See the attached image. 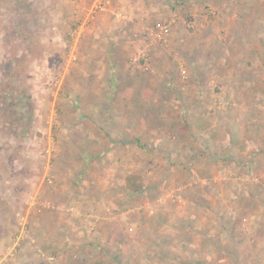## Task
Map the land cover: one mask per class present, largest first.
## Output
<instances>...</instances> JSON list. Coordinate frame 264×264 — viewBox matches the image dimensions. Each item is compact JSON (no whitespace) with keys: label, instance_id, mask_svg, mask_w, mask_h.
Returning <instances> with one entry per match:
<instances>
[{"label":"rangeland","instance_id":"rangeland-1","mask_svg":"<svg viewBox=\"0 0 264 264\" xmlns=\"http://www.w3.org/2000/svg\"><path fill=\"white\" fill-rule=\"evenodd\" d=\"M140 71L162 104L114 143ZM0 188L42 264H264V0H0Z\"/></svg>","mask_w":264,"mask_h":264},{"label":"crops","instance_id":"crops-1","mask_svg":"<svg viewBox=\"0 0 264 264\" xmlns=\"http://www.w3.org/2000/svg\"><path fill=\"white\" fill-rule=\"evenodd\" d=\"M206 2V0H205ZM181 3V2H180ZM208 3H206L207 5ZM144 8L142 10V12L140 13L142 16L144 15H152L151 13H157L159 11L160 13V9L159 8H153L152 4H147L144 3ZM128 8H132V5H128ZM128 11V16L126 14V18L127 20H130L131 17L134 15L133 13L131 14V10H127ZM130 18V19H129ZM133 19V18H132ZM134 21V20H133ZM158 23H164V22H158ZM157 26V24H156ZM94 31H100L99 29V25L94 24L93 26ZM157 32L156 34L153 32ZM170 34V33H169ZM167 34H161V32L159 31V28L155 27L154 30H152L150 36L152 37L153 42H161L162 44L167 43V36L169 35ZM157 37V38H154ZM150 38V37H149ZM151 39V38H150ZM159 40V41H158ZM150 42V43H153ZM142 45V44H141ZM144 45V44H143ZM142 45V46H143ZM153 46V44H152ZM130 47V46H129ZM128 47V48H129ZM148 50V48H144V51ZM86 52V51H85ZM88 56L87 58L90 60V62H94V63H103V62H113L114 57L113 54H104V57L100 56V54H96V55H91L90 56V51L88 50ZM86 58V56H85ZM103 58V59H102ZM147 62V60H146ZM147 65L146 63H144V66ZM143 66V67H144ZM141 72V71H140ZM145 77V78H144ZM150 77V76H148ZM147 77L146 83L148 82L149 78ZM133 79V78H132ZM136 79V78H135ZM146 79V76L144 74V72L142 71L140 73V77H137V82L135 86H130L127 90V92L125 93L126 95L129 96V99L122 98L120 99L121 103V107L125 110L123 115L120 116V120L119 122L116 120H110V124L111 126H114L115 129L118 128V130L113 131L114 133L112 134L111 140L112 142H118L121 143L122 142H135V144H138V142L141 141L140 137L141 136H145L146 135V126H150L148 125L144 119H143V111L145 110V105H146V101H149L145 95L149 94V91H153V93L155 94V98L153 99V101H155V103L151 104L152 107H154V105H161L162 103L159 101V99H161V96L165 94L166 89H162L157 87L156 81L153 78V80L151 81L152 85L146 87L145 85H143L142 83H139V81H143ZM170 82H175V81H170ZM138 83L140 85H138ZM127 89V88H126ZM123 91L125 89H122ZM168 95H172V97L170 96L169 98V103L168 105H170L171 101L170 100H174L175 102V87H172V85L170 87H168L167 89ZM121 93V92H120ZM114 95L116 96V93H114ZM114 95L112 97H114ZM150 107V106H149ZM130 112V114H129ZM135 112V113H134ZM115 119V117H114ZM195 126V125H194ZM127 128V129H122V128ZM157 127V126H156ZM113 128V129H114ZM132 134V136L130 137V135ZM153 134V133H151ZM130 137V138H129ZM120 141V142H119ZM153 142H156L157 139L152 138ZM114 142V143H115ZM164 143H170V142H164ZM156 144V143H155ZM1 190V188H0ZM1 196V193H0ZM13 205V204H12ZM11 204H9V206H12ZM13 210L11 211H2V209L0 208V264H42L43 260L48 259V257L46 258L44 254H37L36 252V247L34 248L33 246L30 245V243L28 244V248H25L23 246L24 245V241H22V239L24 237H14V223L15 221V216L12 214ZM47 220H43V218H41L40 223L38 224L37 227H40V231L39 233H34L33 236H30L32 241H35L36 239L39 241L41 246L40 248H42L41 250L45 251L44 249H49L52 248V250H56L59 245V238H55V234L57 232L54 233H49V229H48V223L46 222ZM60 221V220H59ZM38 223V222H36ZM60 225V222H58ZM56 223V224H58ZM73 227V226H72ZM58 231V230H57ZM39 234V235H37ZM28 237V236H27ZM59 237V236H58ZM31 241V240H30ZM38 243V244H39ZM53 247H56L55 249ZM39 248V247H37ZM44 248V249H43ZM28 252L32 253V259L30 258V256H28ZM63 253V252H62ZM51 259V258H50ZM73 264V263H72Z\"/></svg>","mask_w":264,"mask_h":264},{"label":"trees","instance_id":"trees-1","mask_svg":"<svg viewBox=\"0 0 264 264\" xmlns=\"http://www.w3.org/2000/svg\"><path fill=\"white\" fill-rule=\"evenodd\" d=\"M126 187L130 193H141L144 191V180L139 174L128 176Z\"/></svg>","mask_w":264,"mask_h":264},{"label":"built area","instance_id":"built-area-1","mask_svg":"<svg viewBox=\"0 0 264 264\" xmlns=\"http://www.w3.org/2000/svg\"><path fill=\"white\" fill-rule=\"evenodd\" d=\"M99 8V7H98ZM101 10H102V8H101ZM169 25L170 24H165V23H163V24H161V25H158V28H159V31L161 32H166L167 30H168V28H169ZM139 58H135L134 59V62H139Z\"/></svg>","mask_w":264,"mask_h":264}]
</instances>
